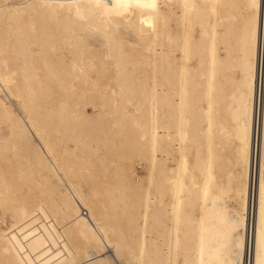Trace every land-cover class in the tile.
Returning <instances> with one entry per match:
<instances>
[{
    "label": "bare ground",
    "instance_id": "1",
    "mask_svg": "<svg viewBox=\"0 0 264 264\" xmlns=\"http://www.w3.org/2000/svg\"><path fill=\"white\" fill-rule=\"evenodd\" d=\"M0 264H264V0H0Z\"/></svg>",
    "mask_w": 264,
    "mask_h": 264
},
{
    "label": "rangeland",
    "instance_id": "2",
    "mask_svg": "<svg viewBox=\"0 0 264 264\" xmlns=\"http://www.w3.org/2000/svg\"><path fill=\"white\" fill-rule=\"evenodd\" d=\"M88 111L90 112V110H88ZM132 168H133L134 172L137 173L138 175H140L142 173V170L137 165H134ZM81 186H82L84 191L87 190V186H86L84 181H81Z\"/></svg>",
    "mask_w": 264,
    "mask_h": 264
}]
</instances>
